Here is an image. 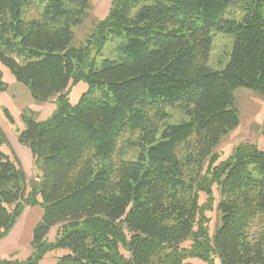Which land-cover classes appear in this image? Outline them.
Listing matches in <instances>:
<instances>
[{
    "label": "trees",
    "instance_id": "1",
    "mask_svg": "<svg viewBox=\"0 0 264 264\" xmlns=\"http://www.w3.org/2000/svg\"><path fill=\"white\" fill-rule=\"evenodd\" d=\"M232 7L241 20L226 18ZM89 8L0 0L1 62L35 102L56 106L19 135L43 171L38 185L29 191L18 159L0 151V243L27 208L42 212L35 256L0 264H38L48 248L70 251L58 264H264V150L240 145L215 166L240 123L235 92L264 96V0H114L75 47ZM216 32L234 39L223 70L209 66ZM116 40L117 58H103ZM80 82L88 92L72 106ZM171 109L186 119L166 123ZM132 137L136 160L115 157ZM214 185L221 217L211 236Z\"/></svg>",
    "mask_w": 264,
    "mask_h": 264
},
{
    "label": "rangeland",
    "instance_id": "2",
    "mask_svg": "<svg viewBox=\"0 0 264 264\" xmlns=\"http://www.w3.org/2000/svg\"><path fill=\"white\" fill-rule=\"evenodd\" d=\"M90 8L88 15L84 22L74 29L75 41L74 46L80 47L86 44V41L94 32L95 26L104 20L110 12L112 3L114 0H88ZM243 14L237 7H232L227 15V19L241 20ZM234 39L223 33H214L213 46L211 50V57L209 66L213 70H223L227 65L230 55L233 49ZM122 41L116 40L108 44L107 48L103 52V58L110 57L116 59L121 50ZM96 56V53L95 55ZM98 56V55H97ZM102 58V57H100ZM0 72L2 73L3 82L9 87L15 89V85L19 84L16 81L14 74L1 62L0 60ZM7 92V91H6ZM88 92V85L84 82H80L77 85L72 86L69 93V101L72 106H76L82 96ZM236 106L240 117V123L238 127L229 132L222 138L215 155L218 157L216 165H219L223 161H226L233 151L240 145H256L258 148L264 150V96L260 93L240 88L235 92ZM35 105L40 106L33 100ZM20 104V102H18ZM16 102V99H12L11 94H6L4 91H0V151L9 155L12 159L16 157L18 164L23 169L27 179V189L30 191L36 185L39 184L43 176V171L36 165L31 150L22 145L19 142V135L26 128L27 119L38 120V113L32 107L20 108ZM21 103H24L22 101ZM52 108L50 104H44L41 107V111H48ZM170 117L166 121L168 124H175L185 120V116L175 109L169 111ZM132 144L127 147V143L123 144L121 150L115 155V157L122 158L126 161L136 160L139 155V145L137 139L132 137ZM114 157V158H115ZM115 160V159H114ZM207 168V167H206ZM214 195L213 210L207 213L210 220V235L213 236L215 228L220 224V212L218 211V204L220 201L219 189L214 185L212 187ZM200 204H205L207 201L206 194L202 193L200 196ZM40 208H28L25 211L26 216H31L37 223L32 227H26L22 224L19 233L11 236L0 243V259L5 260H20L26 261L29 258L35 256L36 250L33 249L31 243L33 239V232L35 227L41 220ZM32 224V220H29ZM16 241H15V239ZM60 238L58 229H51L46 241L49 247L55 245ZM70 251L63 248H48L43 254V257L39 259L38 264H58V262L65 256L69 255ZM193 264H203L201 260H190ZM156 264V262H155Z\"/></svg>",
    "mask_w": 264,
    "mask_h": 264
},
{
    "label": "crops",
    "instance_id": "3",
    "mask_svg": "<svg viewBox=\"0 0 264 264\" xmlns=\"http://www.w3.org/2000/svg\"><path fill=\"white\" fill-rule=\"evenodd\" d=\"M15 89H13L12 87H9V89L7 90V92H5L6 94H11L12 99H16V102H20V104L18 103V106L22 109L24 108H29L32 107V109H34L36 111V113H38V120H45L48 117H50L53 112L55 111V105L54 103H47L50 104L52 106V108L48 111H41V107L44 106V104H39L35 105V103L33 102V98L30 95V92L28 91V89L23 86L22 84H17L15 86ZM22 101H24V103H21ZM46 104V103H45ZM28 209V208H27ZM26 211V210H25ZM24 211V213H25ZM23 213L22 215V224H24L26 227H32L33 225H35V223H37V221H35L31 216H26L25 218V214ZM42 214V213H41ZM21 218L19 219L18 223L16 224V226L14 227V229L11 231L10 235L8 236L7 239L11 238L12 235L19 233V230L21 229L22 225H21ZM32 220V224H30V221ZM15 239V238H14ZM16 241V239H15Z\"/></svg>",
    "mask_w": 264,
    "mask_h": 264
}]
</instances>
